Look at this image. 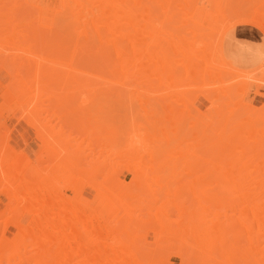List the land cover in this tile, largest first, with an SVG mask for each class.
I'll return each instance as SVG.
<instances>
[{"label": "bare ground", "instance_id": "1", "mask_svg": "<svg viewBox=\"0 0 264 264\" xmlns=\"http://www.w3.org/2000/svg\"><path fill=\"white\" fill-rule=\"evenodd\" d=\"M207 2L210 5L208 0ZM239 2L242 4L243 0ZM239 2L232 1V5L239 6ZM48 3V6H38L37 0H0V45L2 42L4 45H13L7 51L3 49L6 52L0 57V67L4 68L8 75L13 76L10 79H14L17 72L18 75H22L21 72L28 69L26 65H24L26 68L23 67V63L6 65L15 64V60L21 62L34 58L52 60L48 61L50 64L53 60L62 64L63 62L58 60L64 59L66 55V58L71 60L69 62L72 70L76 73L81 69L80 64L88 69L92 68L91 70L100 67L99 73L96 74L100 80L99 85L97 81L95 84L92 83L94 87L90 86L88 91L90 94L100 92L97 96H101V100L98 102L92 100V106L88 102L90 110L87 114L88 121L99 123L103 121L104 125L100 123L103 125V131L100 130L102 131L99 133L100 137L96 132L97 136L94 135L92 131L93 136L85 138L87 141L85 145L84 137L77 143L73 141L74 147L71 148L70 145L69 149L68 144L72 142L67 135L62 134L64 139H61L62 136L59 137L61 134L57 135L56 137L61 140L56 138L52 143L48 138L53 129L50 130V126L46 128L42 124L40 130L34 125V130L39 129L38 137L44 144V150L40 151L43 153H38L37 156L41 162L46 158L45 162L48 163L46 168H42L39 163L34 165L28 157L24 159L26 163L23 162L21 165L22 160L19 163L23 156L21 151L17 148L14 150L15 147L10 145V138L4 136L7 134L6 131L3 136L0 135V192L9 201V204L0 201V264H171L170 255L178 256L179 264H264V254L260 252L264 249V105L260 108L254 107L252 104L244 103L245 101L241 103V98L235 100L237 102H231L233 88L230 84L232 82H229L231 80H228L231 79L228 77L229 72L225 73L227 80L223 77V72L228 70L226 67L229 64L221 44L215 49L214 44L217 42L214 41V46L211 47L206 38L210 37L212 28L204 27L200 20L193 19L196 6L203 7L206 10L204 16L211 21L215 16L225 19L228 16L221 12V9L218 13L206 9L205 6L199 5L197 0H49ZM258 3L256 2L251 9L264 11V3ZM223 4L229 6L227 0ZM224 5L220 8L223 9ZM237 5L235 10L230 6V11L232 10L235 15L240 8ZM181 11L186 12L185 14L196 25L191 31L186 29L187 34L185 32L182 34V29L180 35L177 30L171 32L174 26H170L171 30L168 27L172 16ZM180 15L182 16L181 13ZM235 15L233 22L238 19ZM179 17L176 18L177 21L180 20ZM227 21L233 25L230 18ZM171 22V25L173 22L180 23ZM245 22L254 23L264 30V22L260 23L253 19ZM175 28L178 29L177 26ZM42 29L48 32L44 33ZM221 32L223 35V31ZM19 33L31 38V42L29 44L16 42ZM188 33L191 34L189 37L184 36ZM67 40L70 42L69 46L66 45ZM66 47L69 54H65ZM10 50H19L24 54H13ZM52 64L54 65V62ZM63 66L67 67L64 64ZM56 67L58 69L57 63ZM34 74L31 75L32 78H35ZM61 74L56 75L61 77ZM83 74L89 78L87 73ZM96 75L93 77L96 78ZM51 76L47 75V80ZM19 77L21 78L19 80L15 78L17 80L15 86L12 85L13 82L10 85L5 84L12 95H18H14V98L20 106L25 102L23 97L26 91H29L32 98L27 99L26 102L29 104L35 97L38 102L43 98L39 91L35 95L34 91L37 88L42 92L47 89L44 97L52 98L59 112L54 109L57 114L54 111L46 120L50 121L53 116L60 118L66 112L73 111V114L70 112L72 117L68 118V121L83 122L81 113L75 112L79 103L72 100L68 104L66 93L64 94L65 89L69 87L65 85L69 80L66 82L65 79H70L69 77L65 75L64 79L63 76L65 84H62L63 80H57L65 85L64 91L63 86L59 88V84L54 83L56 80L46 83L41 81V77L40 80L34 79L32 81L37 83L35 89L33 82L30 85L31 80L27 83L28 79ZM71 77L74 78L72 74ZM27 78L30 79V76ZM71 84L72 93L80 82L75 81ZM81 89L78 88L82 91ZM245 89L244 86V91ZM30 90L31 93L34 92L32 96ZM123 91L127 92V103L132 102L133 105L138 102L144 108L141 113L145 112V115L140 117L136 115L142 109L138 110V113L135 112L136 114L133 112L134 109H140L139 107L133 110L130 108L133 115L129 114L128 118L125 114L129 113V110L122 113L125 107H128L123 105L125 94ZM193 91L210 100L211 107L208 109L209 105L206 106L210 116L207 112L202 114L203 112L196 106L195 114L185 111L187 101L189 104L195 99L191 97L194 96L191 93ZM135 92H138L137 96ZM239 92L237 93L240 94ZM188 94L191 96L188 97ZM42 102H39L40 106L46 105V102L43 104ZM28 104L26 103L27 108ZM32 105L36 109L34 103ZM40 106L38 107L41 110L45 109L46 112L49 109ZM85 106L86 104L83 108ZM189 106L192 108L193 105ZM78 107L82 108L81 104ZM211 109H214V112ZM79 110L85 112L83 109ZM39 111H32L31 116L26 114L24 118L22 112L19 118L28 123L30 121L43 123L46 112L42 114L44 119L40 120ZM210 111L214 114H210ZM122 116L125 122L126 119L128 123L133 121V124L126 123L127 126H131L132 131L127 132L130 130L127 126L122 130L119 128L120 132L126 131V136H118V126L111 123L123 121ZM190 116H193V119ZM142 117L150 127L149 133L147 130V133L146 131L143 133L144 126L148 129L145 121L141 122L145 124L144 126L137 122L141 121ZM155 117L162 123L168 121V126L173 125L175 121L174 126H182L184 123L182 121L187 123L195 121L196 129L193 125L195 131H192V127H189L191 130L184 131L187 123L183 124L185 129L179 128L185 133H195L197 141H193L197 146L192 147L193 149H189L188 144L180 147L186 134L177 136L176 133L181 129L176 126L174 133V129H170L173 134L171 140L167 133L169 128L159 131L161 122L157 119L156 122L160 124L150 122ZM189 118L191 121H188ZM135 119L142 129L141 132L138 130L140 126L135 125L138 126L136 127L138 134L133 132ZM204 119L206 121H203ZM149 123H154L157 128L151 127L152 124ZM124 125L125 123L122 126ZM152 128L159 130L154 131ZM86 130L89 131V128ZM139 131L145 134L144 140ZM52 135L55 136L53 133ZM77 135L76 139L79 138ZM174 138H179V141L172 146ZM186 139L189 140L187 137ZM161 140L166 142L164 146L167 148H162L158 144ZM94 143L97 152L89 146ZM53 167L64 170L73 178L70 187L49 174ZM27 170L30 172L26 173ZM122 170L133 174L131 179L119 178ZM179 174L183 175L181 181L177 179L180 177ZM38 175L47 178L48 183H43L42 178L36 179ZM99 176L102 177L101 180L98 179ZM153 179H156V182L160 180L157 188H160L163 182L161 188L164 190L166 186V189L154 190L155 181L152 185V182L150 183ZM162 179L165 180L161 182ZM205 179L214 180L215 185L212 187L219 190L213 191L209 186L214 184L213 181L202 182ZM79 182L85 183L86 186L78 195L79 198L74 200L72 196L64 193V189L76 190ZM148 184L152 186V190ZM84 190L90 196L99 194L109 203L113 210L110 219L105 221L98 210L89 206L91 198L84 195ZM153 207L156 209H152ZM26 215L29 216V220L23 224ZM149 235L153 237L152 242L147 240ZM242 239L244 242L240 246ZM257 252L259 253L256 255Z\"/></svg>", "mask_w": 264, "mask_h": 264}, {"label": "rangeland", "instance_id": "2", "mask_svg": "<svg viewBox=\"0 0 264 264\" xmlns=\"http://www.w3.org/2000/svg\"><path fill=\"white\" fill-rule=\"evenodd\" d=\"M52 1V0H51ZM198 1V4L199 5H202V6H205L206 7V9H210V10H212L213 12L215 11V13H218L219 11L218 10H220L221 9V12H223L226 16H228L227 17V19H225V17H221V16H215V18L214 19H212V21L211 20H209V19H206L207 17H205L204 16V14H206V10L203 8V7H201V6H196L195 7V9H194V16H193V19L194 20H200V22H202V25L204 26V27H210V28H212V29H210V30H208V31H210V37L208 36V38H206L207 39V41L209 42V44L211 45V47H212V45H213V43H215L214 41H216L217 43H215L214 45L216 46V48L215 49H218L219 47H220V44H221V48H222V50H223V52H224V54H225V58L227 59V62H228V64H229V66L228 67H226V70L227 71H224L223 72V77H225V79L224 80H227L228 79V77H230L231 79H228V80H231V81H229V82H232V83H230L231 85H232V92L234 93V94H232V92H231V95H233V97H232V99H231V102H237V101H235V100H237L238 98H241V103L242 102H244V103H248V104H252V105H254V107H258V108H260V107H262V105H264V104H262V103H264V30H262L259 26H257V25H255L254 23H250V22H245V21H248V20H250V19H253V20H256V21H258V22H264V11H260V10H256V9H251V7H253L254 6V4L257 2L258 3V0L256 1V0H243V2H241L242 4H240V2H239V0H237V1H235V0H232L233 1V3L234 2H239V6H240V8H239V10H238V13H237V15H235L234 14V12H232V10L230 11V6L232 5V1H230V3H228L229 1L227 0V5L229 4V6L227 7V6H225L224 4H223V2L224 3H226V0H208L209 2H210V5L208 4V2H207V0H197ZM49 2V0H37V4H38V6H48V3ZM222 3V4H221ZM246 3V4H245ZM251 3V4H250ZM261 3H264V1H260L259 0V3L258 4H261ZM236 4V3H235ZM243 4H245V5H243ZM257 4V5H258ZM209 5V6H208ZM222 5H224L223 7V9L222 8H220ZM237 5V4H236ZM236 5H232L231 7H233L234 9L233 10H235L236 9ZM247 5H249V6H247ZM252 5V6H251ZM238 5H237V7H239ZM228 9H227V8ZM250 7V8H249ZM180 13L182 14V16L180 15ZM186 13V12H185ZM184 12L182 13V11L181 12H178V13H176V15H174V16H172V18H175V20H173L172 18L169 20L170 21V23L172 24V22L171 21H176V22H180V23H175L174 24V22H173V25H171V24H169V27H168V25H166L168 28H170V26L172 27V26H174V28L177 26L178 27V29H172L171 30V28H170V30H171V32L173 31V30H177L178 32H180L182 29L184 30H182L181 32H182V34H183V32H185L186 33V29H188L187 31H191L194 27H195V25H196V23L193 21V20H190L189 19V17L185 14ZM178 14V15H177ZM234 15L235 16H237L238 17V19L235 21V22H233L235 19H234ZM178 16H180L178 19H180V20H178L177 21V17ZM187 16V17H186ZM181 17H186V18H184V20H183V18H182V20H181ZM159 18V17H158ZM230 18V21H231V19L233 18V20L231 21V22H233V25H232V23L230 24V22L229 21H227L228 19ZM160 20H162L161 19V17H160ZM160 20H157V21H159L160 22ZM186 20V21H185ZM187 20H188V22H187ZM166 21H168L167 19H166ZM165 20H164V24H165V22H166ZM168 21V22H169ZM192 22V23H191ZM194 22V23H193ZM183 23V24H182ZM178 24V25H177ZM182 24V25H181ZM191 24L193 25V26H191ZM228 25V27H226L227 25ZM189 25V26H188ZM232 25V26H231ZM223 26H225V27H223ZM165 27V26H164ZM186 27V28H185ZM190 28V29H189ZM222 29V30H221ZM231 29V30H230ZM223 31V35H222V32L221 31ZM234 31V33H235V35L237 36V37H240V39H241V41H243V42H245V45H246V48H242L243 50H245V51H242L241 52V54H245V55H248V56H250V55H254V57L256 58L255 59V61H254V63H252V64H254V65H251V67H241L242 65H240V63H232L231 61H230V57L229 56H227V54H226V52H227V50L229 49V47L230 46H232V44L233 43H235V41H236V37H235V35L233 34V31ZM42 31H45L44 33H47L48 32V30H46V29H42ZM220 31V33L218 34V32ZM230 31V32H229ZM177 32V33H178ZM181 32H180V35H181ZM212 32V33H211ZM176 33V32H175ZM217 33V34H216ZM187 34V33H186ZM186 34H184V36H187V37H189L191 34H189L188 33V35H186ZM218 36V38L217 37H214V36H216V35ZM212 39V41H211V39ZM221 38V39H220ZM236 38V39H235ZM215 39V40H214ZM235 40V41H232V40ZM15 40H17L16 42H22V43H26V44H29V42H31V38H27L26 36H24V34L23 33H19L18 35H17V37H16V39ZM237 40H239V39H237ZM49 41H52V40H49ZM62 41H65V40H62ZM62 41H60V42H62ZM67 44L66 45H70V42L67 40ZM220 42V43H219ZM59 42H57V44H58ZM5 43H1V45H0V57H2V56H4V52H6L7 50H9L10 49V47L12 48V46L10 45V44H6V45H9V46H7L6 47V45H4ZM208 44V43H207ZM206 44V45H207ZM208 44V45H209ZM217 44V45H216ZM209 45V46H210ZM213 45V46H214ZM5 46V47H4ZM53 46H57L56 44H53ZM7 48V49H6ZM3 49H5V50H3ZM33 49H34V47H33ZM69 49H68V47H66V49H65V54H69L68 52H66V51H68ZM10 51H12L11 53H13V54H24L23 52H21V51H19V50H10ZM28 56V55H27ZM240 56V55H239ZM65 58L64 59H62V60H58V61H61V63L62 64H60V62H57V61H54L53 60V62H54V65L52 64L53 62H51V64H50V62H48V61H52V60H44V59H27V60H21V62H20V60L19 61H16L15 60V64H12V63H8V64H6V65H8V66H14V65H19L20 63H23V67H25L24 65H26V67L28 68L27 70H25V72L23 71V73L21 72V74L22 75H18L15 71H14V73H16V75H15V78H17L18 80L19 79H21L20 77L18 78V76H22L23 77V79H28L29 80V82L27 81V83H30V80H31V83H30V85L32 84V80H34V81H36V80H40V77H41V81H44V82H46V83H49V82H54V80H56L54 83L55 84H59L58 85V87L60 88H62V84H65V81L62 79L63 78V76H64V79H65V75H66V77H69L70 79H68V78H66L65 80H66V82H67V80H69V82H67L65 85H67V86H69L68 88H67V86H66V88L67 89H65V85L63 86V91H64V89H65V91H64V94L66 93V99L68 98V104H70L71 103V101L72 100H74V102H76L77 104L79 103V104H81V106H82V108H80V107H78V105H76L75 103V105H76V109H75V112H77V114L79 113H81V116H82V118H83V122L81 121H78V122H76V123H73L74 121H68L71 117H72V114L74 113L73 111V113L71 114L69 111L68 112H66L62 117H60V118H58L57 116H53L51 119H50V121L49 120H46L55 110L57 111V112H59L58 111V107L54 104V100L52 99V98H49V97H44V95H45V93H47V89L46 90H43V92L41 91V89L39 88H37V90L36 91H34L35 92V95H36V93H38V91H39V93L41 94L42 93V97L44 98H41V101H43L44 103L46 102V105H44L45 107H48L49 109L47 110V112L46 111H44L45 109H43V110H41L38 106H40V104L41 103H39V102H41L40 100H39V102L36 100V97H35V99L32 101V103H30V101H29V104H28V102H26L27 101V99H29V100H32V98H30V95H29V91H26L25 93H24V96L25 97H23L24 98V101L28 104V108H27V106H26V103L25 102H23L22 104H23V106H20V104L16 101V99L14 98L15 96H18V95H12L10 92H9V88L7 87L8 85H6L5 83H8L9 85H10V83L11 82H13L12 83V85L13 86H15L16 84H14V83H17L16 81V79H15V81H14V79H10V78H12L11 77V75H8L7 73H6V71L4 70V68H1L0 67V135L1 136H3V134L4 133H6L7 132V134H4V136H5V138H7V136L10 138V145L11 146H13V148H14V150L17 148V150H19V151H21V154H23V156L21 157V159L19 160V163L21 162V160H22V162H21V165L23 164V162H25L26 163V159H27V157H28V159H30L31 161H32V163L34 164V165H37L38 163L39 164H41V166H42V168H46L47 167V165H48V163L47 162H45L46 161V158H44V159H42L43 157L42 156H40L41 157V159H42V162H41V160H39V154H42L43 153V151L40 153V151L43 149L44 150V144L42 143V141L39 139V137H38V133L37 132H39L38 130L40 129V130H42L41 128H42V124L44 125V127H48L49 128V126L51 127L50 128V130H55V132H56V134H55V132L52 130V132H51V136H49V138L48 139H50V141L53 143V140L54 139H59V137H61V139L64 137V136H68L69 138H70V141L72 142V143H70V144H68L69 145V149H71V148H73L74 147V145H72L73 144V141H74V143L76 142L77 143V141L78 140H82L83 139V137H84V139L85 138H88V137H90V135H91V137L93 136V134L96 132L97 133V135L99 134V133H102V131H103V121H100V123L102 122V124H100L98 121H88L89 119V116H88V112H89V108H90V105L92 106V100H97L96 102H98L99 101V99L101 100V96H97V94H99L98 93V91H95L94 93H92V94H90L89 92L90 91H88L89 90V88H90V86H92V85H94L95 84V82L98 84V82H100V80H99V77L97 78V75L96 74H98L99 72V70L101 69L100 67H99V69H96V67L95 68H93V70H91V69H88L87 67H85L84 65H82V64H80L81 66H79V69L80 70H78V72L76 73V71H74V70H72V68H71V66H70V62H71V60L70 59H68V57L66 58V55L64 56ZM230 58V59H229ZM68 59V60H67ZM36 60V61H35ZM64 60V61H63ZM65 60H67V62L65 61ZM232 60V59H231ZM22 61H24V62H22ZM32 61H34L33 63H36L37 65L35 66V64H33V63H31ZM43 61V62H42ZM45 61V62H44ZM70 61V62H69ZM26 62H30V63H27L26 64ZM48 62V63H47ZM66 64H65V63ZM78 62V61H77ZM25 63V64H24ZM46 63V64H45ZM56 63H57V66H58V69H56L57 67H56ZM58 63L60 64V65H58ZM251 63H249V64H251ZM29 64H31L30 65V67L31 68H29ZM34 65V67H33V65ZM45 64V65H44ZM63 64L64 65H67V67L66 66H63ZM40 65H42V66H40ZM44 66H46L47 68H45ZM49 66V67H48ZM52 66H54V67H52ZM60 66V67H59ZM69 66V67H68ZM25 67V68H26ZM35 67H36V70H35ZM64 67V68H63ZM84 67V68H83ZM234 67H235V69H234ZM38 68H40V69H42V70H40V69H38ZM49 68H53V70H49ZM65 68H67V69H65ZM84 69V71H82L83 69ZM98 68V67H97ZM233 68V69H232ZM56 69V70H55ZM65 69V70H64ZM87 69V70H86ZM43 70H45V71H48V72H46L45 73V71H44V73L46 74V76H45V74L43 73ZM59 72H58V71ZM69 71V72H71V73H69L68 72V74L70 75H68V74H66L67 73V71ZM86 70V71H85ZM230 70V71H229ZM231 70H233V72L231 71ZM32 71V72H31ZM54 71H55V75H54ZM64 73H63V72ZM80 71L82 72V73H80ZM88 71H89V73H88ZM50 72V73H49ZM53 72V74H51ZM93 72H96V73H93ZM226 72H229L228 73V77H227V74L225 75V73ZM230 72H231V74H230ZM37 74V75H35V74ZM40 73H42L41 75H40ZM60 74V73H62L61 74V77H59V75H56V74ZM78 73H79V75H78ZM83 73H87L88 75H89V78H88V76H86V74L84 75ZM19 74H20V72H19ZM34 74V77L35 78H32L31 77V75H33ZM44 74V75H43ZM52 76H51V75ZM71 74H72V76H74V78L73 77H71ZM75 74H77L76 76H75ZM82 74V75H81ZM93 74H95L96 75V78L95 77H93V76H95V75H93ZM239 74V75H238ZM27 75V76H26ZM43 75V76H42ZM47 75H48V77H50L51 76V78H48V80H47ZM90 75H92L91 77H90ZM101 75V71H100V74H99V76ZM238 75V76H237ZM24 76H26V77H24ZM28 76H30V79L29 78H27ZM39 76V77H38ZM84 77L83 79L81 78L80 79V77ZM87 78H86V77ZM43 77H45L46 79V81L44 80V78ZM58 77V78H57ZM76 77V78H75ZM93 77V78H92ZM39 78V79H38ZM73 78V81L75 82V81H79L80 82V85L78 86V88H82L81 90L83 91H80V90H78V88L76 89V90H78L77 92H76V90H75V92L74 91H72V93L70 92L71 91V87H72V84L70 85V83L72 82V83H74L71 79ZM78 78V79H77ZM91 78V79H90ZM95 78V79H94ZM235 78V79H234ZM10 79V80H9ZM52 80V81H51ZM57 80H60V81H62V84L61 83H59L60 81H57ZM71 80V81H70ZM84 80V81H83ZM99 80V81H98ZM236 80V81H235ZM48 81V82H47ZM87 81V82H86ZM89 81V82H88ZM19 82V81H18ZM58 82V83H57ZM83 82H85L84 84H83ZM34 83V87H35V89H36V84L37 83H35V82H33ZM92 83H94V84H92ZM21 83L19 82L18 83V85H20ZM23 84V83H22ZM60 84H61V86H60ZM82 84H83V86H82ZM92 84V85H91ZM56 85V86H57ZM85 85V86H84ZM99 85V84H98ZM226 85H228L227 83H226ZM235 86V87H234ZM243 87V89H242V87ZM244 86H245V91H244ZM10 88H11V86H9ZM22 87V86H21ZM92 87H94V86H92ZM239 87V88H238ZM86 88H88V89H86ZM238 88V89H237ZM11 89H13V88H11ZM10 89V90H11ZM84 89V90H83ZM86 89V90H85ZM155 89V88H154ZM237 89V91H235V90ZM242 89V90H241ZM234 90V91H233ZM258 90V91H257ZM31 91L32 90H30V94H31V96H32V93L34 94V92H32L31 93ZM69 91V92H68ZM84 91H85V93H84ZM240 91V92H239ZM27 92H28V94H27ZM97 92V93H96ZM125 94H124V97H123V99H124V104L123 105H126V106H128V107H125V109L122 111V113L124 112V111H127L128 112V110H129V113H126L125 115H127L126 117L128 118V115L130 114H132V111L130 110V108L133 110L134 108H140V109H134V113L135 112H137L138 110H141L142 108H143V106H141V105H139V103L137 102V104H133V105H131V103L132 102H130V103H127V98L128 97H126V93L127 92H125V91H123ZM237 92H239L240 94H238ZM242 92H245V93H242ZM256 92V93H255ZM258 92V93H257ZM78 93V94H77ZM79 93H80V96H79ZM82 93V94H81ZM136 94H135V96H137V94H138V92H135ZM194 95V96H191L192 94ZM190 94L191 95H189L188 97H193V98H195L194 99V101H190L189 102V104H188V101H187V107L186 106H184L183 108L185 109V111L188 113V112H190V114H195V111H194V109H195V106L196 107H199L200 108V110H201V112H203L202 114H207L208 113V115H209V112L206 110L207 109V105H209L208 106V109H209V107H211V103H210V100H208V99H206V98H204L201 94H197V93H195L194 91L193 92H191ZM27 94V95H26ZM67 94H69V95H67ZM74 94V95H73ZM77 94V95H76ZM85 94V95H84ZM153 94H155V92L153 93ZM29 95V96H28ZM75 95H76V97H75ZM100 95V94H99ZM122 95H123V93H122ZM195 95H197V97L195 96ZM238 95H239V97H238ZM241 95H243V96H241ZM29 98H28V97ZM46 96V95H45ZM68 96V97H67ZM78 96H79V102H78ZM132 96V95H131ZM237 96V97H236ZM241 96V97H240ZM70 97V98H69ZM72 97H73V99H72ZM133 97V96H132ZM47 98V99H46ZM235 98V99H234ZM43 99V100H42ZM51 99H52V103H50V101H51ZM71 99V100H70ZM76 99V100H75ZM190 99V98H189ZM220 99H222V97H220ZM45 100V101H44ZM47 100V101H46ZM69 100H70V102H69ZM90 100V101H89ZM132 100H133V98H132ZM188 100V99H187ZM191 100H193L192 98H191ZM225 100V99H224ZM136 100L134 99V102H135ZM216 101V100H215ZM222 101H223V99H222ZM39 104H38V103ZM43 102H42V104H43ZM88 102H89V104H88ZM217 102V101H216ZM34 103V106L36 107V109L33 107V104ZM37 103V104H36ZM50 103V105H48ZM73 103V102H72ZM136 103V102H135ZM243 103V104H244ZM36 104V105H35ZM53 104V105H52ZM86 104V106L83 108V105H85ZM130 104V105H129ZM31 105H32V107H31ZM89 105V106H88ZM122 105V107H124ZM182 104H180V106H181ZM189 105H193L192 106V108L189 106ZM245 106H246V104H244ZM43 105H41L40 107H42ZM43 106V107H44ZM50 106V107H49ZM53 106V108H51ZM130 106V107H129ZM132 106V107H131ZM20 107H23V109H24V107H25V111L22 109V108H20ZM29 107H31V109H29ZM40 109V111H39V109ZM44 107V108H45ZM56 107V108H55ZM88 107V108H87ZM212 107H214L213 105H212ZM36 110V111H39V113H40V120L41 119H44V117H45V120L43 121V123H42V121H35V122H33V121H30L29 123L27 122V121H25L23 118L26 116V114L27 115H29V116H31V114H32V111H35L34 109ZM183 108H181V109H183ZM191 108V109H190ZM248 108V107H247ZM20 109V110H19ZM31 110V112H29V110ZM38 109V110H37ZM53 109V110H52ZM55 109V110H54ZM79 109H83L82 111H85V112H81ZM86 109H87V111H86ZM121 110H122V108H120ZM144 109V108H143ZM143 109L139 112V114H136L137 116H141V115H145L144 113L142 114L141 112H143ZM78 110H79V112H78ZM188 110V111H187ZM190 110V111H189ZM212 110V109H211ZM225 110V109H224ZM24 111V112H23ZM48 111L50 112V113H48ZM54 112V113H56L57 114V112ZM192 111H193V113H192ZM204 111H205V113H204ZM213 112H214V109L212 110ZM242 111H243V109H242ZM22 112H23V114H22ZM44 112H46L45 114H44ZM131 112V113H130ZM207 112V113H206ZM212 112V113H213ZM215 112H216V108H215ZM243 112H245V110L243 111ZM48 113V114H47ZM86 113V114H85ZM138 113V112H137ZM211 113V111H210V114H212ZM21 114H22V117L23 118H19V116H21ZM25 114V115H24ZM42 114H44V117H42L43 115ZM47 114V115H46ZM85 114V115H84ZM214 114V113H213ZM212 114V115H213ZM24 115V116H23ZM84 115V116H83ZM122 115H124V114H122ZM129 115V116H130ZM133 115V114H132ZM131 115V116H132ZM87 116V117H86ZM135 116V115H134ZM210 116V115H209ZM18 117V118H17ZM65 117V118H64ZM143 117H145V116H143ZM143 117H142V120L141 121H138L137 120V122L139 123H141L142 121H143ZM191 117V116H190ZM64 118V119H63ZM69 118V119H68ZM125 118V117H124ZM134 118H136V116L134 117ZM192 119H193V116L191 117ZM58 119H60V120H58ZM137 119V118H136ZM136 119H135V123H134V129H135V131H133L134 133H136V134H138L137 132L138 131H136L137 129H136V127H138V126H140L139 127V129L138 130H141V132H142V129H140L141 128V125L142 126H144L145 124H147V121H145V118H144V121L146 122L145 124H143V123H141V125L140 124H138L137 122H136ZM139 119V118H138ZM156 119H157V117H155V119L153 120V121H150V122H156ZM187 119V118H186ZM190 119V118H189ZM188 119V121H191V119L189 120ZM66 120V121H65ZM122 120H123V116H122ZM140 120V119H139ZM158 120V122H161V125H159L160 126V130H159V128L157 129V130H159V131H163V130H165V129H167V128H169V132H167L168 134H169V136H170V138H172L171 140H173V134L171 133V130L170 129H174L173 130V133H174V131H175V129H176V126H178V128L179 127H181V128H184L185 129V125H183V124H185V123H187V122H185V121H182V123H180V125L182 124V126H179V125H176V126H174V124H175V122H174V124L173 125H167V123L169 124V122L167 121V123H166V121H163V123H162V121H159V118L157 119ZM143 121V122H144ZM193 121V120H192ZM203 121H206L205 119L203 120ZM3 122V123H2ZM33 122V123H32ZM64 122V123H63ZM130 122H132L131 124H133V121H129V123L127 122V119H126V122L123 120V121H111V123H112V125L113 124H115L116 126H118L117 128H118V130H119V128L122 130V128L124 127V128H126V126H127V124L129 125L130 124ZM149 122V121H148ZM31 123H32V127L35 125V128H39V129H37V131L36 130H34V127L32 128L31 127ZM39 123H41V125L39 124ZM90 123H92V124H90ZM98 123H99V127H98ZM125 123V125L124 126H122L123 124ZM127 123V124H126ZM157 123V122H156ZM189 123V122H188ZM188 123L186 124V129L184 130V131H188V129H190L191 127V129H193L194 127V129H196V122L195 121H193L192 123L190 122L189 123V125H188ZM38 124V125H37ZM50 124V125H49ZM69 124V125H68ZM73 124V125H72ZM83 124H84V126H83ZM120 124V125H119ZM138 124V126H135V125H137ZM152 124V125H151ZM154 123H149V125H151V127H153V128H157V126H154L153 125ZM157 124H160V123H157ZM165 124V125H164ZM177 124H179V123H177ZM37 125V126H36ZM63 125V126H62ZM87 125V126H86ZM193 125H194V127H193ZM121 126V127H120ZM133 126V125H132ZM158 126V127H159ZM46 127V128H47ZM62 127V128H61ZM80 127V128H79ZM145 127V128H144ZM143 128L145 129L144 131H143V133L147 130L148 131V133L150 132L149 130H150V127H148V124H147V127H148V129H146V126H144ZM188 127V128H187ZM190 127V128H189ZM45 128V129H46ZM89 128V131H87L86 129H88ZM123 128V129H124ZM127 128H129L130 130H127V132H129V131H132L131 130V126L129 127V126H127ZM152 128V129H153ZM181 128H179V129H181ZM94 129V130H93ZM96 129H97V131H96ZM99 129V130H98ZM102 129V131L100 132V130ZM190 129V130H191ZM192 130V131H195V130ZM76 130V131H75ZM86 130V131H85ZM154 130V129H153ZM151 130L152 132H154V131H157V130ZM6 131V132H5ZM36 131V132H35ZM63 131V132H62ZM73 131V132H72ZM92 131H93V134H92ZM99 131V132H98ZM147 131L145 132V133H147ZM167 131V130H166ZM184 131H182V129H181V131L180 130H178V132L176 133V135L178 136L179 135V137L180 136H182L183 134H186V136L184 137L185 139H186V137L187 138H189V140L188 139H186V141H185V139H183V141H182V143H181V145H180V147H185L184 146V144L185 145H187L188 144V148L190 149V148H192V147H196L197 146V144L195 143L196 141H197V139L195 140V133H191V132H188V133H185ZM71 132V133H70ZM151 132V133H152ZM45 133V132H44ZM52 133L55 135V136H53L52 135ZM86 133H87V135H86ZM96 133L94 134V135H96ZM139 133H140V131H139ZM143 133H140L141 134V137H144V138H142L143 140L145 139V134H143ZM46 134V133H45ZM59 134H61L60 136H59ZM64 136H63V135ZM70 134V135H69ZM78 134V135H77ZM83 134V135H82ZM124 134V135H123ZM59 136V137H56V136ZM76 135H77V137H79V138H77L76 139ZM96 135V136H97ZM100 135L101 134H99V137H100ZM126 136L127 135V133H126V131H125V133L122 131V132H120V130L118 131V136ZM144 135V136H143ZM175 135V134H174ZM37 136V137H36ZM71 136V137H70ZM82 136V137H81ZM52 137H55V138H52ZM73 137H74V139H73ZM90 137V138H91ZM192 137V138H191ZM123 138V137H122ZM191 138V139H190ZM61 139H59V140H61ZM64 139V138H63ZM124 139V138H123ZM122 139V140H123ZM125 140V139H124ZM193 140H195V142L193 141ZM177 141H179V138H174V141H172V143H171V145L172 146H174L175 145V143H177ZM87 141H86V139H85V142H84V145L85 144H87L86 143ZM79 143V142H78ZM158 144H160L161 145V147L162 148H167V146H164L165 144H166V142H163V140H161V141H159L158 142ZM70 145H72L71 146V148H70ZM90 147L92 146L93 147V149L94 150H96L95 149V143H94V145H89ZM171 146V147H172ZM190 146V147H189ZM10 149H12V147L10 148ZM193 149V148H192ZM24 151V152H23ZM23 152V153H22ZM96 152H97V150H96ZM39 153V154H38ZM37 154H38V156H37ZM27 155V156H26ZM25 156V157H24ZM37 156V157H36ZM24 157V158H23ZM23 158V159H22ZM38 158V159H37ZM88 158H90V157H88ZM25 159V160H24ZM37 159V160H36ZM40 162H39V161ZM87 160V159H86ZM38 161V162H37ZM36 162V163H35ZM87 162V161H86ZM47 163V164H46ZM38 164V165H39ZM46 166V167H45ZM84 166H85V164H84ZM32 167V166H31ZM31 167L29 168V170L31 169ZM29 170H27V172L26 173H29L30 171ZM49 174L53 177V178H55L57 181H61V182H63V183H65L67 186H71L72 185V183H73V178L67 173V172H65L64 170H62V169H60V170H57L56 169V167H53V168H51L50 170H49ZM132 175L133 174H131V173H129L127 170H122L120 173H119V178H121V179H123V180H129V179H131V177H132ZM180 175V177H182L183 175H181V174H179ZM185 175V174H184ZM187 176V175H186ZM186 176H184L185 178H186ZM179 176L177 177V179L179 178L180 180H178V181H181V179H183V177L182 178H180ZM188 177V176H187ZM42 178V179H41ZM36 179H41L42 180V182L43 183H45V184H47L48 183V180H47V178H45V177H42V175H38L37 176V178ZM98 179H102V177L101 176H99L98 177ZM165 180V179H164ZM163 179L161 180V182L162 181H164ZM207 179H205V180H202V182L203 181H205V182H207L206 181ZM210 180V179H209ZM155 181V182H154ZM211 181V180H210ZM210 181H208V182H210ZM213 181V183H214V180H212ZM211 181V182H212ZM152 182V183H151ZM153 182L154 183H156V184H153ZM159 182H160V180L158 181V182H156V179L154 180L153 179V181L152 180H150V183H151V185L153 184V185H155V189L154 190H158V189H161L162 190V188H163V186H162V184H164L163 182H162V184H160L161 185V187L160 188H157L159 185H157V183L159 184ZM178 183V182H177ZM176 183V184H177ZM85 183H82V182H79V184H78V187H77V189L76 190H73V189H70V188H66L67 189V191L64 189V193H66L68 196L70 195V196H72L73 198H74V200L76 199H78L79 198V194L82 192V190L84 189L83 187H85L86 185H84ZM175 184V185H176ZM149 185V184H148ZM151 185H149L148 187H150ZM156 185H157V187H156ZM214 185H215V183L214 184H209V186H213L214 187ZM165 186V185H164ZM213 187L211 188L213 191H215V190H217V188L214 190L213 189ZM147 188V187H146ZM145 188V190H147ZM154 188V187H153ZM157 188V189H156ZM53 189H56V188H54L53 187ZM166 189V186L164 187V190ZM149 190V189H148ZM150 190H152V186H151V189ZM161 190H160V192L159 193H161ZM164 190H162V191H164ZM219 190V189H218ZM217 190V191H218ZM156 193L158 192V191H155ZM84 195L86 196V197H90L91 198V200L89 201V206L92 208V209H96V210H98V213H99V215H101L102 216V218L104 219L105 218V221H107L106 219H110L111 218V215L110 214H112L111 212L113 211L112 210V208L110 207V205H109V203L108 202H106L105 201V199L104 198H102V197H100V195L99 194H94L93 196H90V194L87 192V191H85L84 190ZM0 201L1 202H4V203H6V204H9L8 202L9 201H7L6 199H5V197H4V195L3 194H1V192H0ZM157 203V202H156ZM156 205V204H155ZM157 206H158V203H157ZM152 209H156V208H152ZM151 212H152V210H151ZM110 215V217H107V216H109ZM25 220H23V224H26L27 223V221L29 220V216L28 215H26L25 217ZM103 223L105 222V221H103V220H101ZM100 221V223L101 224H103L102 222ZM147 240H149L150 242H152L153 241V237H152V235H149L148 237H147ZM244 239H242L241 240V243H240V246L241 245H243V243L242 242H244L243 241ZM262 254H264V249H262L261 251H260ZM259 252H257L256 253V255L258 254ZM169 263H171V264H179L180 263V258L178 257V256H176V255H170V257H169Z\"/></svg>", "mask_w": 264, "mask_h": 264}, {"label": "crops", "instance_id": "3", "mask_svg": "<svg viewBox=\"0 0 264 264\" xmlns=\"http://www.w3.org/2000/svg\"><path fill=\"white\" fill-rule=\"evenodd\" d=\"M233 34L235 35L234 31H233ZM235 37L239 40H237L236 38H235L236 41L234 39L232 40V41H235V43H233L232 46H230L229 49L227 50L226 52L227 56H229L232 59L231 60L229 58L232 63L233 62L235 63L237 61L236 63H240V65H242L241 67H251V65H254L252 63H254L256 58L254 57V55L248 56L245 54H241L242 51H245L242 49V48H246L245 42L241 41L240 37H237L236 35Z\"/></svg>", "mask_w": 264, "mask_h": 264}]
</instances>
